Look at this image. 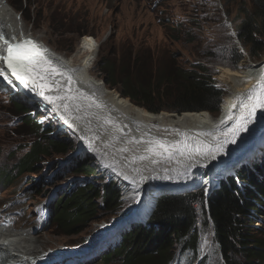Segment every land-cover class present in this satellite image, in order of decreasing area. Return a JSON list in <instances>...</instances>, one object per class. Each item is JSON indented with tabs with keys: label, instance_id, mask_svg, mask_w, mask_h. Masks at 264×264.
I'll return each mask as SVG.
<instances>
[{
	"label": "rangeland",
	"instance_id": "374dc122",
	"mask_svg": "<svg viewBox=\"0 0 264 264\" xmlns=\"http://www.w3.org/2000/svg\"><path fill=\"white\" fill-rule=\"evenodd\" d=\"M4 1L9 3L13 2V0ZM210 1L211 0H25V4L30 2V15L32 16V20L30 19V21H27L21 16L19 11H17L18 13L16 12V15H18L16 18L21 20L20 22H22L25 32L28 33L32 40L35 39L34 41L39 43L42 47L45 43L48 48L52 49L54 54L51 53L54 56L57 55L56 57L64 60L69 65L71 64L72 67H87V63L91 58L89 66L92 68L87 73L88 77L98 80L106 92L112 97L122 102L124 101L128 105L131 104L147 114L157 115L145 111V109L137 106L132 100L120 96L119 85L114 87L110 83L108 84L104 79V73L100 64L103 55H109L108 58L114 64L115 71L116 69L118 70L116 74H118L117 77H119V79L124 76L123 71H119L121 66L131 71L135 63L133 61V56L136 52L141 58L148 57L143 61L142 65L146 66V74L149 71H153L155 68H162L164 65L173 64L167 62L169 58L174 62L172 68L177 67L186 69V67L189 68V65L192 64L197 67L200 62L199 65L204 67V71L206 70L208 74H211L212 79L223 89V101L220 104L219 111L217 112L218 114L206 111L211 115H209L210 118H212L220 114L219 112H221L222 106H224L226 102L225 98L229 96V88L219 80V73L225 69L240 70L241 68L242 72L244 70H246V72H251L249 69L251 67L253 68V65H258L264 60V49L259 51L257 56H253L251 53L252 48H249L248 45L242 47L238 40L237 34L239 24L243 19V11L251 7L250 0H213L219 10V17L213 14L211 20L209 17V13L212 11ZM193 7L195 11L201 12L200 15L204 18L202 20L203 26L200 28H195L191 25L192 18L190 16L192 15ZM204 8L209 11L206 15L202 13ZM25 14L26 13H24V15ZM182 22H184L183 26L179 28L176 24ZM85 42L87 43L84 46L83 44ZM94 45H96V47H94ZM236 48H239L240 52L244 55V59L237 65H234L232 53ZM148 53L154 57V65ZM244 61L250 63L248 68L246 67L247 64L244 66L242 65ZM43 70L44 72L46 71L45 69ZM134 75L137 76L136 73H134ZM45 77L48 78V74H45ZM2 81L3 80L0 79V148L2 149L0 153V165L6 162L7 167L11 166L25 151H22L21 148L13 157L8 156L9 151L14 150V144H25L28 140H32L29 135H15L11 132L13 126L19 122V118H16L18 116L15 114L12 115L10 111H6L8 107L2 103V101L8 102L6 97L26 103L33 111V117L41 124V130L46 128L49 137L67 141L71 152L69 150L64 157L56 154L52 157H48L38 163V171L34 172L33 175L29 172L22 173L7 189L0 187V222L9 220L11 222V228H17L25 232L35 230L31 234L37 242L36 248H38L41 253H45L49 250L52 251L57 248L74 250L75 248L91 245L97 237L103 234L104 229H102V227L107 228L108 224L119 222V218L121 219L131 214V211L137 205L139 206L141 200L140 196H138L136 192H131L129 197H127L126 194L123 193L124 189L118 185L114 175L110 174L107 170L104 171L103 163L105 161L102 159H106V156L100 159L89 151L80 150L81 145L84 144L83 138L78 136L72 128L71 130L69 127L68 129L62 125L60 121L63 115H60L61 117L59 114L56 116L53 114L55 112L54 108H45L37 100L27 99L17 90L14 84L5 85L6 83ZM40 82L45 83L46 87L43 89L39 88L38 85ZM40 82H37L36 89L41 91L50 90L54 87V84H56V82H52L48 87L46 79ZM117 84H119V82H117ZM70 94L71 92L68 95ZM162 103L161 105H163ZM227 107L230 106L227 105ZM162 112L160 113L166 115L172 113L178 116V114L173 111L168 110ZM37 136H39V134L36 135V137ZM258 137H260L259 141L253 140L251 141L252 143L249 142L246 146L242 145L237 150L234 147L233 150L230 151L232 155L229 154L227 158L223 159L222 162L224 164L218 167L217 170L215 168L212 171H206V162L204 163V161L201 160L196 162V164L191 163L187 168L172 170L170 172L172 178L169 182H161L160 185L169 186L178 184V186H180L183 183L185 189L182 190L188 191L189 189L202 188L207 195L212 188L217 187L220 179L225 178L229 173H236L235 170L241 164L246 163L247 160L262 162L260 158L262 156L264 158V133H260ZM89 140V137L86 136V141L90 142ZM145 148L146 146L144 143L139 145L136 150L130 153L129 157L135 152H143ZM77 150L81 151V155L90 157L91 159L90 163L94 166L95 172H97L93 173L94 175L91 176L93 177L92 181L99 186L100 183L112 184L111 187L118 191L120 198L116 209L117 212H112L111 215L106 212H99L100 214H98V216H95L91 222L85 224L80 234L67 237L58 234L53 227L42 226L45 219V214L42 209L43 205L47 204L51 198H54V192L56 190L54 187L66 184L69 180L71 181L75 178L87 179L86 175L82 173H80L79 177L78 175H67L69 173L68 170H70L68 169L69 167H67L68 163L72 161V155L75 154ZM187 152H191V148H188ZM107 160H109V158H107ZM114 162H116L118 166H123V170L128 166L127 163L120 160L114 159ZM60 169H65L64 181H55L53 183H56L55 186L53 185L51 187L53 190H49V192L51 191L49 196L45 197L40 194L33 197L31 192L34 190L35 185L33 187L31 186L32 190L30 193H28L27 190L25 191L26 188L30 187V182L27 177L34 176L36 181L40 180L39 183H44L45 179L50 177L53 172H58ZM150 175L152 176V173H150ZM128 176L137 177L134 174ZM48 184L49 183L46 184L47 188L49 187L47 186ZM64 186L65 185L62 187ZM151 200L153 199H150V202ZM155 200L148 205L146 211H150L149 207L151 208ZM132 219L138 221L137 217H132ZM200 219H202L201 216L199 217V220ZM263 221L262 219H254V222H257V224H254L253 228H260L259 223ZM124 223L125 222L120 223L117 226L123 225ZM197 226L199 227L198 230L200 234L199 251L201 253L205 251L203 254H207V264H218L217 254L219 252L213 242L214 234L212 225L209 224L207 230L202 229L201 223ZM262 229H264V226ZM252 232L257 233V230ZM113 233L114 230L110 231V236H112ZM257 235L258 233L256 236ZM94 236L96 238L89 242ZM104 247L105 244L101 245L100 250ZM191 255L192 249L182 250L181 247H177L169 263H191L192 261L188 262ZM83 260V257L79 259L75 258V260L69 261L68 264H79ZM239 260L242 261L241 256ZM115 262L116 261L113 260V262L109 264H115ZM97 264L105 263L98 262Z\"/></svg>",
	"mask_w": 264,
	"mask_h": 264
},
{
	"label": "trees",
	"instance_id": "16d2710c",
	"mask_svg": "<svg viewBox=\"0 0 264 264\" xmlns=\"http://www.w3.org/2000/svg\"><path fill=\"white\" fill-rule=\"evenodd\" d=\"M7 3L19 11L27 21L32 20L30 2L25 4V0L24 2L13 0ZM210 3L211 20L213 14L219 17V10L213 0ZM250 4L251 7L243 11L237 35L240 45L242 47L248 45L252 48L253 56H257V53L264 49V0H250ZM208 12L205 8L202 11L205 15ZM200 13L192 8L191 25L195 28L203 26L204 18ZM183 23L176 25L180 28ZM232 55L234 65L244 59L239 48L234 49ZM108 56L103 55L100 60L104 79L114 87L119 85L120 96L132 100L147 112L160 115L162 111L169 110L183 117L191 113L219 111L223 89L212 79L211 74L204 71V67L199 65L200 62L197 67L192 64L186 69L172 68L174 62L169 58L167 62L173 64L155 68L146 74V66L142 65L148 57L141 58L136 52L131 71L123 66L118 68L124 75L119 79L116 74L118 70L115 71V66ZM148 56L154 65V57L150 53ZM6 98L7 103L2 101L8 107L6 111L19 118L11 132L15 135H29L32 140L25 144H14V150H10L8 156L13 157L21 148L25 151L11 166L7 167L6 162L0 165V187L4 189L14 183L22 173L29 172L33 175L37 172L38 163L42 160L55 154L64 157L69 150L71 152L67 141L49 137L46 128L41 130V124L33 117V111L26 103ZM260 159L262 162L246 161L241 164L235 170L236 173H229L220 179L219 186L211 189L208 195L202 188H197L195 191L176 192L158 197L147 225L131 224L122 228L118 236L108 243L105 252L91 264L98 262L109 264L113 260L116 261L115 264H172L169 262L177 247H181L182 250L192 249L188 262L194 261L200 252V234L197 226L200 216L202 229L207 230L209 224L212 225L213 242L219 252L218 264H264V229L253 228L254 219L264 218L263 156ZM90 160V157L86 156L72 159L67 175L79 177L82 173L87 179H73V185L67 190L60 189L54 201L46 206L47 218L44 226L55 228L60 235L67 237L78 235L85 224L91 222L100 214L99 212L110 215L117 212L120 194L110 183H100L99 186L92 181L91 176L97 172ZM53 176L47 185L48 188L45 187V181L39 183L40 180L35 181L34 176L27 177L30 187L25 191L30 193L35 185L31 192L33 197L40 194L46 197L51 187L56 184L53 183L61 182L65 177L64 174ZM254 212L257 217H253ZM254 230H257V236V233L252 232ZM93 239L95 236L89 242ZM240 256L242 261L239 260ZM207 262L208 256L199 264Z\"/></svg>",
	"mask_w": 264,
	"mask_h": 264
},
{
	"label": "bare ground",
	"instance_id": "6f19581e",
	"mask_svg": "<svg viewBox=\"0 0 264 264\" xmlns=\"http://www.w3.org/2000/svg\"><path fill=\"white\" fill-rule=\"evenodd\" d=\"M16 12L6 1L0 0V31L10 40L31 39L21 20L16 18ZM46 59L51 61L48 64L49 69L45 68V72L43 70L44 77L48 74V78L45 77L46 83L56 84L50 90H43L44 96L58 98L52 103L56 109L55 113L65 116L64 122L83 138L84 144L80 150L89 151L100 159L105 156L109 158L102 159L105 161L104 171L114 175L127 197L131 192L138 193L141 198L136 209L138 215L147 214L148 205L157 196L185 189L183 183H179L180 186L160 185L161 182H169L172 170L187 168L191 163L196 164L201 160L206 162V171L215 168L217 170L224 164L223 159L231 154L230 151L234 147L237 150L253 140L259 141L258 136L264 133V102L257 103L258 98L264 101V60L258 65H253V68L249 69L251 72H242L241 68L225 69L219 73V80L229 88V96L225 98L226 102L220 114L210 118L211 115L207 112L191 113L183 117L147 114L112 97L98 80L88 77L87 73L92 68L89 66L91 58H88L87 67H72L48 51ZM245 64L247 68L250 66L249 62L242 63L243 66ZM51 70L56 77L49 76ZM5 76L8 79L0 76L5 85L9 83L8 80L16 85L11 73L7 72ZM19 88L24 97L31 100L42 98L44 102L49 103L39 95L41 90ZM236 128L241 130L233 136L232 130ZM86 136L90 142L86 141ZM143 143L145 150L135 152L129 157L130 153ZM220 145L222 150H217ZM188 148H191V152H187ZM114 159L127 163V168L123 170V166H118ZM130 174L137 177H129ZM150 199L153 200L150 202ZM7 222L6 230L4 225L0 227V264H35L49 257V254H43L36 248L37 242L30 231H13ZM110 225L112 224L107 226ZM64 261L61 264H64Z\"/></svg>",
	"mask_w": 264,
	"mask_h": 264
},
{
	"label": "snow or ice",
	"instance_id": "6c2138e0",
	"mask_svg": "<svg viewBox=\"0 0 264 264\" xmlns=\"http://www.w3.org/2000/svg\"><path fill=\"white\" fill-rule=\"evenodd\" d=\"M0 41L7 44L6 55L4 51L0 49V62L6 65L7 70L10 71L11 76L14 77L16 81H19L26 89L36 91L37 82L44 81L45 79L42 70L46 65L51 63V61L45 58L47 56L46 50L31 39H24L20 42L13 43L10 39L5 37L2 31H0ZM0 76H4L5 79H8L7 76H5L4 69H0ZM8 82L12 83L11 80H8ZM38 86L43 89L46 87V84L39 83ZM39 95L43 96L49 103H53L58 99L57 97L44 96L42 91L39 92ZM261 102L264 101L258 98L257 103ZM254 111L255 109H253V112ZM244 119L247 120V117ZM240 130V128L232 130V135L235 136ZM217 150H222V145H220ZM141 159H144V157H141Z\"/></svg>",
	"mask_w": 264,
	"mask_h": 264
},
{
	"label": "built area",
	"instance_id": "2783aa9c",
	"mask_svg": "<svg viewBox=\"0 0 264 264\" xmlns=\"http://www.w3.org/2000/svg\"><path fill=\"white\" fill-rule=\"evenodd\" d=\"M199 223V217H198V222H197V224ZM260 227L262 228L263 226L262 225H260Z\"/></svg>",
	"mask_w": 264,
	"mask_h": 264
}]
</instances>
